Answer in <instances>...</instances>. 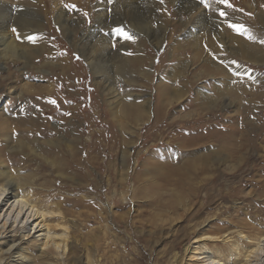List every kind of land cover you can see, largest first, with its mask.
<instances>
[{
	"label": "rangeland",
	"instance_id": "obj_1",
	"mask_svg": "<svg viewBox=\"0 0 264 264\" xmlns=\"http://www.w3.org/2000/svg\"><path fill=\"white\" fill-rule=\"evenodd\" d=\"M116 1L0 0L8 14L32 11L43 25L29 41L34 48L42 46L33 52L35 69L27 67L21 75L7 63V73L0 71V148L6 146L2 134L11 147L22 136L15 130L27 128L25 121L16 127L27 118L24 100L50 110L59 102L55 115L41 118L39 132L24 139L34 149L31 155L6 156L11 172L33 181L32 193L42 203L49 209L58 205L63 219L56 221L68 231L62 259L30 243L23 245L26 264H169L173 256L180 264L183 249L195 237L219 236L241 222L251 235L264 230V0H228L231 7L218 0H206L207 7L201 0ZM179 1L193 5L192 10L180 8ZM126 8L131 14L125 15ZM62 11L68 20L64 27V19H57ZM111 15L125 20V33L134 25L140 34L130 33L133 38L123 42L118 33L109 35L107 56H141L144 63L122 80L133 83H119L114 90L126 105H149L146 114L122 120V125L100 102L108 97L78 46L99 18ZM196 22V38L187 37ZM109 74H116L113 66ZM159 87L169 89L160 108L155 99ZM72 137L78 140L72 145L78 163L71 166V179L58 178L62 172L51 165V154L61 150L65 159ZM58 139L63 143L59 149L50 145ZM207 154L208 169L188 179L194 194L183 208L170 207L182 191L179 173L161 178L151 168L184 172L189 162L203 164ZM191 229L195 232L188 236ZM210 249L226 254V245Z\"/></svg>",
	"mask_w": 264,
	"mask_h": 264
},
{
	"label": "bare ground",
	"instance_id": "obj_2",
	"mask_svg": "<svg viewBox=\"0 0 264 264\" xmlns=\"http://www.w3.org/2000/svg\"><path fill=\"white\" fill-rule=\"evenodd\" d=\"M127 1L134 3L133 0H118L116 1V3H122L124 5L128 3ZM177 1L178 0L176 1L174 0V3H177ZM178 5L180 6V8L183 9L188 8L190 10H192L193 7V5L185 6L184 3L182 4V2L180 1L178 2ZM4 8L6 11L4 10ZM4 8L0 6V71L4 69L5 70L4 72H6L7 71V68H5L6 64L11 63L16 65V72L23 75V73H21L22 70H24L27 67L30 68L35 67V65H33V60L35 59V57H33L34 54L33 52L42 49L41 44H39L38 46H36V48H34L33 44L29 42L30 41L29 37H33L34 34L37 33V31L38 32L41 31V27L43 25L41 23V20H39L38 16L35 13H32V11L20 10L13 12L12 14H8L7 8L6 7ZM129 10L130 8L128 10L127 8L125 9L124 12L125 15L131 14L130 12H128ZM147 15L149 14L147 13ZM133 16L135 15L132 14V17ZM118 17L119 16L115 17L114 15H111V17L109 16V17L99 18V21L95 23V26L92 28V31L81 37V41H79L78 46H80L79 50L81 51V54L85 57L87 63L91 65V70L93 72V75L96 76L99 80V82H96L97 87L101 85L99 87L105 91L108 97V99L105 102L102 100L100 102L103 103V106L106 105L107 107L106 110L109 111L111 118L115 119V121L118 120L117 123L122 125V120L125 119L135 120L138 119V116H142L146 114V108H148L149 105L148 103H146L145 105H138V106L126 105L123 102L124 98L122 96H119V93L114 90L116 86L120 85L119 83H125L128 85L129 83H133L132 80H127L124 82L122 80L123 78H125V76L129 74V72L134 73L135 71L141 69L144 65L141 56H136L135 58L132 59L128 58L129 60H125V58H122L123 56H121L120 54H116V56L113 58H110L111 56L110 57L107 56L108 53L105 47L106 45L105 43L110 37L109 35L113 33L114 34L118 33L120 37L119 40L123 42L128 39L126 38V36L130 37V39L133 38V36H131L130 33L134 35L140 31L139 29L140 27H134L133 25V30L128 31V33H125L122 28L124 26V23L126 22L124 19L121 21ZM61 18L63 19L65 18L63 11L57 15L58 20H61ZM131 19L135 20L134 18ZM112 20H114V24L111 23ZM66 21L68 20L64 19L61 22L62 27L67 25L65 23ZM197 25L198 23L196 22V23H192L191 26L188 27L187 37H193V39L196 38L195 35L197 33H195L194 30L197 29ZM14 29L15 31H13ZM115 30L117 32H114ZM108 32L109 34H106ZM150 33H151L150 31H147L146 34H150ZM122 48L118 49V52L121 53ZM130 63H132L133 66L135 67L134 68L132 66L134 70L130 71L128 67ZM111 66L114 67V72L116 70L115 75L109 74V71L111 70ZM63 69L66 70L67 67L66 68L63 67ZM0 81H1V77H0ZM1 83H3V81H1ZM14 91H16L15 88L13 89L12 92ZM157 92L158 93L155 97L156 106L160 108L163 106L165 96L167 92H169V89L168 88L162 89L159 87ZM146 95L149 96L148 94ZM19 96H21L20 98L18 97L19 99H23L22 92L21 93L19 92ZM23 103L24 104L22 108L23 111L27 114L26 115L27 118L26 119L23 118L22 120L19 119L18 125H16V127L20 128L24 124L23 121H25L27 128H25V131L23 132H19V130L18 131L15 130L14 133H16L15 134L16 136L17 133L18 135L20 133L22 135L17 138L15 143L16 145L9 147L8 143L10 142L8 141L10 138L2 134L4 143L6 145L5 147L7 149L5 150V147L0 148V264H26L27 259L22 253L23 245H27L30 243H35V245L39 244L41 246L40 251L42 253L45 250H51L56 254L57 258H61V259L65 255L66 248L68 245L67 226L62 223L63 221H56L63 219L62 213L59 211L58 205L54 204L53 205L54 209H49V207L45 205L44 202L42 203V201H40L38 194L32 193L33 181L23 179L21 176L16 174L17 172L16 173L11 172V169L7 165V161H6V156H10L9 153L11 152H13L11 154L14 155L20 154V156H25V157L31 155L30 151L34 149L30 150L31 149L29 146L30 143L27 141H30L32 132H39L37 128L43 126V120H41V118L43 119V117H49L50 113L55 115L54 109L57 108L59 102L56 101L53 104V106L55 107L53 110L46 109L41 104H38V108L36 106H33L34 100L27 99L24 100ZM111 105H113L114 108L112 109V111L109 109ZM34 113L35 115H33ZM159 113H160V109H158L155 115L157 116ZM69 133L71 135L74 132L70 131ZM75 138L72 137V139L70 138L71 140H68L69 145L68 144L66 145L67 150H66L65 159H61V155H62L61 150L59 151L56 150L51 154L52 156L50 160L51 165L57 170L58 173L62 172L61 175H57L58 178L64 176L65 178L68 177L69 179H71L69 176V174L71 173V166L76 165L78 163V160L76 159L73 152L74 149L72 148V145L78 141ZM230 138H232V136H230ZM24 139H26L27 141H25ZM58 141L59 142L53 141L52 144L50 145H53L55 146V148H58L60 147V144L61 145L63 144L59 139ZM62 141L66 143L64 140ZM118 142L120 141L118 140ZM234 142H236V140ZM235 153H236L235 149H233V152L229 154V156L231 157ZM209 157L210 154L207 157L205 155V158H203L204 159L203 164L201 163L199 165L197 164L193 165V163L191 164V162H189L188 166L184 169L185 170L184 172H180L179 170L176 171L175 169L169 171L167 169V171H165L166 173H163L164 171L161 172L158 169V167L151 168V171L157 177H161L158 176L160 174L162 175L167 173L168 174L179 173L178 174L179 179H177L176 181L180 183L179 186L182 191H180L181 194L178 192L177 195L174 196L173 201L168 203L170 207L183 208V206L186 204L185 199L188 198V195L190 193L194 194L195 187H193L194 185L191 182H189L188 179L192 176H197L202 171L208 169L207 168L208 163H210ZM222 157L225 158L224 155ZM124 166L125 165L122 163L121 167L124 168ZM124 174L125 172L121 176H124ZM165 176L164 178H166ZM119 180L120 182H123L125 181V178ZM108 182L109 181H107V183ZM185 188H187L189 191L188 192L183 191ZM179 196L181 197L179 198ZM246 225L247 224H245L244 222L235 224L234 226L235 228H232L230 232L228 230L224 231L219 236L203 234L200 237H195L194 240L191 243H189L185 249H183L184 252L180 264H264V230H260L255 234L251 235L250 233L244 230L243 227ZM154 227H158L157 223H154ZM194 232L195 230L191 229V232H189L188 236L192 235ZM218 245H226V249H225L226 254L221 253L219 251L216 253L211 251L210 246L217 247ZM13 256L17 257V261L11 262ZM169 264H177L175 256L171 258Z\"/></svg>",
	"mask_w": 264,
	"mask_h": 264
},
{
	"label": "snow or ice",
	"instance_id": "obj_3",
	"mask_svg": "<svg viewBox=\"0 0 264 264\" xmlns=\"http://www.w3.org/2000/svg\"><path fill=\"white\" fill-rule=\"evenodd\" d=\"M201 2L204 3L206 7L208 6L206 0H201ZM218 3H220V4H225V5H227L228 7H231V6H232L231 4L228 3V0H218ZM220 15H221V16H226L227 13H225L224 11H220ZM230 27L234 28L237 32H241V31H243L242 26H236V25H231V24H230ZM13 31H15V29H14ZM125 35H126V34H125ZM126 38H130V37H127V36H126ZM29 39H30V40H34L33 37H29Z\"/></svg>",
	"mask_w": 264,
	"mask_h": 264
}]
</instances>
